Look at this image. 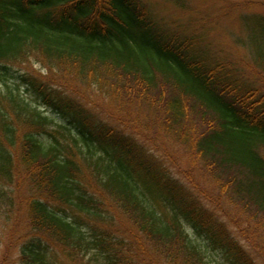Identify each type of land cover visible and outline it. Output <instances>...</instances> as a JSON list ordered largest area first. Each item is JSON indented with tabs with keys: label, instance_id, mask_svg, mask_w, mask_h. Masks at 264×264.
<instances>
[{
	"label": "trees",
	"instance_id": "1",
	"mask_svg": "<svg viewBox=\"0 0 264 264\" xmlns=\"http://www.w3.org/2000/svg\"><path fill=\"white\" fill-rule=\"evenodd\" d=\"M243 24L247 72L141 0H0V226L15 264H257L241 225L137 140L170 137L220 199L264 217V15ZM34 59L46 77L23 70Z\"/></svg>",
	"mask_w": 264,
	"mask_h": 264
},
{
	"label": "rangeland",
	"instance_id": "2",
	"mask_svg": "<svg viewBox=\"0 0 264 264\" xmlns=\"http://www.w3.org/2000/svg\"><path fill=\"white\" fill-rule=\"evenodd\" d=\"M147 11H149L153 17L160 23L165 25L166 29L173 33L182 32V30L188 33L200 31L202 35L206 33L207 40L213 43L214 50L225 59H230L234 63L239 64V67L243 71H250L253 68V60L249 54V46L237 39H245L246 28L243 24V18L245 16L252 15H264V0H185L186 8L183 9L175 2L170 0H141ZM223 59V58H222ZM224 60V59H223ZM23 70L30 73H37L38 75L49 74L48 70L42 67L34 59L30 64L22 66ZM253 71V69H252ZM252 79L255 77L251 76ZM258 82L261 78L256 77ZM255 79V80H256ZM256 80V81H257ZM263 81H261L262 83ZM260 83V84H261ZM14 85V83H11ZM61 85H65L63 88H69L70 90L79 91L76 97L89 98L92 103H87L98 114H105L109 103H105L101 98H97L93 95L92 89L87 88L78 80L70 81L64 79ZM92 93V95L90 94ZM104 119H108L106 115H102ZM150 119L148 120V122ZM146 126V123H144ZM156 131H144V135L138 136L137 140L142 146L148 147L155 154L166 161L167 166L170 168L171 173L174 176L179 177L183 183L189 186L194 191L195 184H198L204 193H201L203 202L207 204L218 203L220 209L226 214L225 220L230 227H236L241 225L243 232L254 243L252 248L253 257L257 264H264V217H260V221L255 220L251 215H246L243 209L236 203H229L227 199H220V193L216 187L212 178L200 173V170H196L194 167H189L188 160L190 159V153L187 148L181 147L174 142L173 139L164 135L163 138H156ZM158 143V151L149 147L153 143ZM161 147V149L159 148ZM169 156V157H168ZM179 160L182 166L178 165L181 169L179 172L172 164V159ZM26 184L22 188H25ZM22 190V189H21ZM198 193V195H200ZM17 197L19 194H17ZM222 218L221 213H218ZM1 223V222H0ZM5 233L7 235H5ZM19 230L12 224V235L18 234ZM138 242L135 240V243ZM131 243V242H129ZM139 245L140 242H138ZM17 249H13L9 231L3 230L0 226V264H15L17 257ZM63 259L68 264L67 258L63 255ZM160 264V260L155 257L152 260L144 258L143 264Z\"/></svg>",
	"mask_w": 264,
	"mask_h": 264
}]
</instances>
